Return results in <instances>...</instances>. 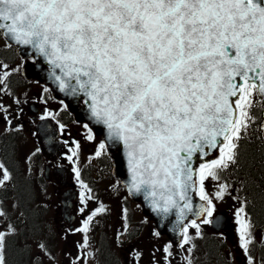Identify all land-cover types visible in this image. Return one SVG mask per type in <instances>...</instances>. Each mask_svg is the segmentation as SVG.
Returning <instances> with one entry per match:
<instances>
[{
  "label": "snow or ice",
  "instance_id": "1",
  "mask_svg": "<svg viewBox=\"0 0 264 264\" xmlns=\"http://www.w3.org/2000/svg\"><path fill=\"white\" fill-rule=\"evenodd\" d=\"M0 45L22 53L16 64L0 59V136L24 127L28 93L22 99L14 90L15 78L26 79L29 61L41 70L46 65L48 80L82 100L89 121L84 139L95 144L97 132L103 134L94 156L106 155L109 146L122 151L129 194L142 195L165 219L175 212V238L152 251L150 264L177 257V264H201L198 240L228 200L235 250L243 264H264L255 254L258 245L264 251V227L256 220L264 215V0H0ZM72 144L66 158L75 165L81 144ZM253 148L259 175L252 171L255 159H247ZM73 172L80 179L81 169ZM30 173L26 167L22 175ZM17 184L0 159V264H59L50 229L22 208L27 188L8 202L6 193ZM80 187L79 226L63 228L60 237H81L72 242L68 264H100L93 236L108 208H91L93 189L82 179ZM124 229L115 238L121 244L127 222ZM128 251L135 253L130 264H142L141 250ZM224 264H236L234 251Z\"/></svg>",
  "mask_w": 264,
  "mask_h": 264
},
{
  "label": "rangeland",
  "instance_id": "2",
  "mask_svg": "<svg viewBox=\"0 0 264 264\" xmlns=\"http://www.w3.org/2000/svg\"><path fill=\"white\" fill-rule=\"evenodd\" d=\"M7 50L8 49H5L2 45H0V53ZM3 58L4 55L2 56L0 54V59ZM9 60L10 61L7 60L5 62L12 64L19 63L20 56L18 57V55L15 53ZM40 86L41 85L37 84L34 80H28L24 77L15 78L14 90L18 94H21L22 99H24L22 93H28V102L26 103L28 112L22 116L23 122L21 123L24 125L23 130L15 135L14 151L12 148L7 149V147H4L3 150L0 148V157H2V159L5 160L7 164L11 165L9 167L14 171L18 181L16 188L18 192L24 187H26L29 192V196L23 201L22 204V208L25 212L26 209H28V219L32 221L39 218L45 229H50L49 234L51 235V249L57 257L59 264H68V261L71 259V257L68 256L67 253L75 251V249L72 247L73 240L81 239L79 235L75 237L70 236L69 240L64 242L60 237V233L63 228L69 225L79 226L81 217L78 213V208L80 206V193L82 191L80 187V179H82L93 189V193L97 197V200L94 201L90 207L95 208L99 203H103L108 208V212L106 214H102L98 218V223L95 225L94 229V245L95 247L101 249L100 264H127L124 261L123 252L128 251L129 247L132 245L144 252H150L149 250H152L150 245H146L149 243L155 244L153 247L154 249L159 248L162 239L164 240L166 237L161 235V237L157 240L154 236H152V233L156 232L152 228L153 223H151L150 220L144 216L138 204L133 202L131 199L129 200V198L125 196V190L121 184L119 186V184L115 182V177H113L110 173V169L105 160H101V158L98 159V157L94 156V150L97 142L94 144L85 140L84 136L86 135V130L84 129L82 123L76 121L72 123V126L67 131V133L71 134V136H75L76 141H79L80 144L82 143V148L80 151L81 157L79 159V169H81L82 175L80 179H77L75 174L72 175V179L77 183V185L75 187L76 190H70V194H73L74 197L72 198V205L70 206L68 216L73 218L65 219L61 215V194L59 193L58 185L56 184L52 173H50L49 177L45 176L46 166L50 164L52 159L48 157L39 141L38 135L35 131L36 120L32 116L38 115L40 105L37 104L36 113L31 111L30 107L31 104L38 103L39 100H41V94H36V91ZM47 95L48 93H46V96ZM50 96L51 95L49 93V97ZM50 100H52V98ZM6 103H10V101H6ZM46 104L47 107L48 104H53L55 108L63 105L59 101L55 103L49 101V103ZM46 104L42 103V107H44ZM55 114L56 112L53 113V115ZM40 117L41 115L39 118ZM2 127L3 125L0 124V128ZM7 144L10 146L9 143ZM36 148H40V152L35 157H33L32 162L29 163L27 161V157L30 156L32 152L36 150ZM61 159L62 158H59L58 156L52 160L53 164L51 165V172H53L54 166H63L66 168V179L71 180L69 172L71 169L73 170V166L75 165L70 164L67 159L65 162ZM26 167L31 169V173L26 174L27 180L23 179L25 178V175H22L24 174ZM88 179L90 181H87ZM28 182L30 183L29 186H27ZM63 191L66 190L63 189ZM6 194L8 195V201L10 203L18 196L17 191L13 188H10ZM233 204L234 202L231 200L218 204L220 210L229 211L228 214L232 218V221H234ZM37 205H39V207H37ZM126 208L130 210V213L132 214L129 215L130 223L128 233H126V238L124 239L123 244H121L120 241H116L115 238L117 234L121 232V228H123L125 231V215L123 209ZM34 212H37L38 216L35 214L34 217H31V214ZM204 229L206 239L209 237V235L210 237L214 236L213 231L210 232L207 226H205ZM145 241H147L146 244ZM204 242L205 238L203 240H199V243L201 244ZM231 251H234L236 264H243V261L237 258L239 254L241 255V253L235 250V248H233ZM197 253H199L197 257L201 261V264H211V262L207 260L206 256H204L202 252L198 251ZM158 254L159 253L156 255ZM179 259H182V257H179Z\"/></svg>",
  "mask_w": 264,
  "mask_h": 264
},
{
  "label": "flooded vegetation",
  "instance_id": "3",
  "mask_svg": "<svg viewBox=\"0 0 264 264\" xmlns=\"http://www.w3.org/2000/svg\"><path fill=\"white\" fill-rule=\"evenodd\" d=\"M17 54V52H16V49L15 48H13V49H8L7 51H5V52H2V53H0L2 56L4 55V58H3V60L5 59V61H10L9 59L14 55V54ZM18 55V54H17ZM18 57H19V55H18ZM31 80H34V81H39L38 79H36V78H34V79H31ZM28 82V81H27ZM37 84H40L41 86L40 87H38V89H37V91H36V94H41V95H43V96H45V97H47V103H49V101H51V102H53V103H55V102H57L58 100H56L55 98H53L52 97V93L51 92H48V95L46 96V93H43L42 92V89H43V87H46L45 86V84L43 83V82H41V81H39V83H37ZM49 93H50V97L52 98V100H50L51 98L49 97ZM37 102V101H36ZM37 104H39L40 106H39V110H38V115H32L33 116V118L36 120V122H37V120L39 119V116L41 115L42 116V114L41 113H39V111L42 109V108H44V110L45 109H48V113H50V112H56L58 115H57V120L59 121V123H58V125L60 126L61 124L62 125H65L66 127L62 130L61 128H60V130H59V135H58V139H60L61 137H63L64 139H63V143H62V146L64 147V149H65V154L66 155H68V154H70L69 153V147H74V145L72 144V142L73 141H76V139H75V136H71V134H69V133H67V131L70 129V127L72 126V123L75 121L74 120V116L70 113V112H68V111H66V110H61L60 111V113H59V107L57 108H55V106L53 105V104H48V107H47V104L46 103H44V104H46V105H44V107H42V103H41V100H39V102L38 103H33V104H31V111H35L34 113H36L37 112ZM27 105H26V103L25 104H23V108H24V113H23V115L24 114H26L27 112H28V107H26ZM21 122H23L22 121V119H21V121H19V123H21ZM14 123H18L17 121H14ZM15 135H17V133H10V134H4V138H6V139H8V140H10L11 141V138L13 137L14 139H15ZM68 141V144L66 145L65 143H64V141ZM97 143L96 144H98L99 143V141L97 140L96 141ZM4 141H1L0 142V148H4V147H6L7 146V143H5ZM81 148H82V143H81ZM57 158V157H56ZM59 158H62L63 159V161L65 162L66 161V158L64 157V156H61V157H59ZM75 158V157H74ZM101 158V160L103 159V160H105V162H107V163H109V159L107 158V156L106 155H103V156H101V157H98V159H100ZM55 159V158H54ZM53 159V160H54ZM61 159V160H62ZM53 164V161L51 160L50 161V168H51V165ZM50 168H49V170H50ZM50 173H52V175H53V177L54 176H56V178L58 179V180H60V169H59V166H54V172H51V171H48L47 172V176L49 177L50 176ZM23 178V177H22ZM23 179H26V178H23ZM27 180V179H26ZM64 182H66V183H69V184H72V182H74V181H72V180H70V179H65L64 180ZM75 183V185H74V188L76 187V185H77V183L76 182H74ZM30 185V183L28 182V184H27V186H29ZM70 186L71 185H67V186H64V187H58L59 188V191H61V192H67L68 190L70 191ZM63 189H65L66 191H63ZM76 189V188H75ZM15 190L17 191V193L19 194V192H18V190L15 188ZM73 191V190H72ZM7 195V194H6ZM7 197H8V195H7ZM9 202V201H8ZM10 203V202H9ZM227 212H229V211H227ZM26 215H27V217H28V209H26ZM127 213H128V215H131L132 213H130L128 210H127ZM37 215L38 216V213L37 212H34V213H32L31 214V217L33 216L34 217V215ZM230 216V215H229ZM152 225V224H151ZM152 228H153V230H155V228L153 227V225H152ZM235 229H236V225H235V223L234 222H232L231 221V218L229 217V224H228V226L227 227H225L224 229H222V230H220V231H218L217 232V235H215L214 236V245H213V247L215 248V251H216V258H215V260H214V263L215 264H224V261H225V257L228 255V253H229V251H231L233 248H235V245H236V233H235ZM124 230H123V228H121V232H123ZM221 233H223V236H224V238L225 239H223V240H221L220 239V234ZM130 236H132V235H130ZM146 239H149V238H146ZM147 243V241H145V244ZM148 245H150V247H151V249L152 250H154V248H153V244L152 243H149ZM139 250V249H138ZM152 250H149L150 252H144V251H142L143 252V261H142V264H150V260L152 259V256H151V253H152ZM238 251V250H237ZM239 252V251H238ZM258 251H257V248H256V250H255V254L257 253ZM124 253V261L127 263V264H130V261H131V257L132 256H134L135 255V253L134 252H132V253H129L128 251H124L123 252ZM240 253V252H239ZM262 253H264V251H262ZM130 254H131V256H130ZM264 256V255H263ZM156 258L157 259H159L160 258V254H158V255H156ZM237 258H239V260H242L243 261V257H242V255H240L239 254V256L237 257ZM22 259H24L25 261H26V259H27V257H23ZM175 262L176 261H174L173 262V264H175Z\"/></svg>",
  "mask_w": 264,
  "mask_h": 264
},
{
  "label": "water",
  "instance_id": "4",
  "mask_svg": "<svg viewBox=\"0 0 264 264\" xmlns=\"http://www.w3.org/2000/svg\"><path fill=\"white\" fill-rule=\"evenodd\" d=\"M18 53L22 55L21 52L18 51ZM42 67L44 70H41L40 67H33L31 61H29V63L26 66L25 76L27 78L37 77L40 80H44L46 84H50L53 89L54 94L58 97L63 98L66 101L68 108L75 113L76 119L85 120L87 123H89L88 118H87L86 108L84 105L79 103L80 99L77 97L67 96L63 92H61L54 83L48 80L47 71H46L47 66L42 65ZM37 131L47 151H49L50 149L55 150L57 148L56 143L54 141V137L57 135L56 127L51 120L43 119L39 121V123L37 124ZM97 134H100V133L97 132ZM101 135L103 136V134ZM108 155L111 157L112 162H113V167H112L113 174L116 177H118L121 180V183L125 186V184L127 183V174H126V168L123 164L122 151L118 150L116 147L109 146ZM127 191H128V188H127ZM130 196L134 200L141 202L143 212L146 215H148L152 220H154L158 232H160L161 234L167 235L169 238H175L176 234L173 231V228L175 227V221H176L175 212H173L172 214H168L167 218L165 219L162 215L157 214L153 210V208L150 206V203L148 201H145L142 195L141 196L130 195ZM69 200L70 198L67 199V197H63L62 199V203H63L65 210L68 209ZM195 202L200 203L198 198L195 199ZM223 219L224 218L222 217V214H218L217 222H215L213 225L219 226Z\"/></svg>",
  "mask_w": 264,
  "mask_h": 264
},
{
  "label": "trees",
  "instance_id": "5",
  "mask_svg": "<svg viewBox=\"0 0 264 264\" xmlns=\"http://www.w3.org/2000/svg\"><path fill=\"white\" fill-rule=\"evenodd\" d=\"M253 158L255 159V167L252 169L254 174L259 175L260 174V153L256 150V148H253L250 150L247 159L251 163ZM256 219L264 220V215H257ZM17 259H21L20 257H17Z\"/></svg>",
  "mask_w": 264,
  "mask_h": 264
}]
</instances>
